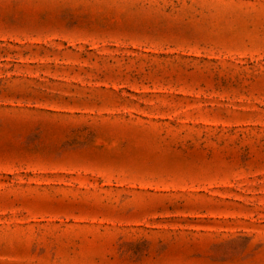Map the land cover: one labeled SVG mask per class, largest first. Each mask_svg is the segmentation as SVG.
Returning a JSON list of instances; mask_svg holds the SVG:
<instances>
[{
	"label": "rangeland",
	"instance_id": "rangeland-1",
	"mask_svg": "<svg viewBox=\"0 0 264 264\" xmlns=\"http://www.w3.org/2000/svg\"><path fill=\"white\" fill-rule=\"evenodd\" d=\"M0 264H264V0H0Z\"/></svg>",
	"mask_w": 264,
	"mask_h": 264
}]
</instances>
